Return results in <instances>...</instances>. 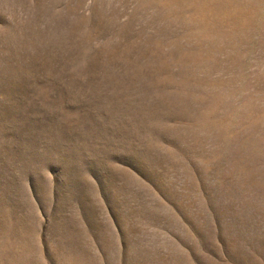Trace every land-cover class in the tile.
I'll return each mask as SVG.
<instances>
[{"label": "rangeland", "instance_id": "1", "mask_svg": "<svg viewBox=\"0 0 264 264\" xmlns=\"http://www.w3.org/2000/svg\"><path fill=\"white\" fill-rule=\"evenodd\" d=\"M0 264H264V0H0Z\"/></svg>", "mask_w": 264, "mask_h": 264}]
</instances>
